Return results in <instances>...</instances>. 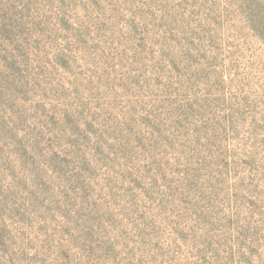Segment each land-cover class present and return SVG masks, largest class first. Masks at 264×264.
<instances>
[{
  "label": "rangeland",
  "instance_id": "374dc122",
  "mask_svg": "<svg viewBox=\"0 0 264 264\" xmlns=\"http://www.w3.org/2000/svg\"><path fill=\"white\" fill-rule=\"evenodd\" d=\"M0 235L264 264V0H0Z\"/></svg>",
  "mask_w": 264,
  "mask_h": 264
},
{
  "label": "trees",
  "instance_id": "16d2710c",
  "mask_svg": "<svg viewBox=\"0 0 264 264\" xmlns=\"http://www.w3.org/2000/svg\"><path fill=\"white\" fill-rule=\"evenodd\" d=\"M30 244L23 238L0 235V264H35L30 258Z\"/></svg>",
  "mask_w": 264,
  "mask_h": 264
}]
</instances>
